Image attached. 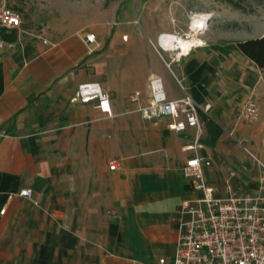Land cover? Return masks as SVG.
<instances>
[{"label": "crops", "instance_id": "1", "mask_svg": "<svg viewBox=\"0 0 264 264\" xmlns=\"http://www.w3.org/2000/svg\"><path fill=\"white\" fill-rule=\"evenodd\" d=\"M83 6L86 18L0 26V207L9 201L0 264H171L180 204L201 196L184 174L189 158L210 159L205 176L218 194L230 179L250 192L264 185V166L228 135L244 137L264 164V69L235 46L212 54L210 24L202 47L173 59L159 35L178 34L175 0ZM152 77L169 99L191 94L211 104L209 115L199 112L201 147H190L195 127L144 116ZM88 82L108 94L110 111L98 99L72 101ZM249 98L255 120L241 117ZM26 187L31 198L18 195Z\"/></svg>", "mask_w": 264, "mask_h": 264}, {"label": "built area", "instance_id": "2", "mask_svg": "<svg viewBox=\"0 0 264 264\" xmlns=\"http://www.w3.org/2000/svg\"><path fill=\"white\" fill-rule=\"evenodd\" d=\"M22 18L19 12L6 5L0 6V26L14 28L20 26ZM163 34L159 35V47L169 50L162 44ZM189 36V35H188ZM186 36V37H188ZM126 38V36H124ZM86 39L97 43L94 33L88 32ZM6 42L0 39V45ZM14 47V43H7ZM203 43L193 47H202ZM190 48V49H191ZM189 49V50H190ZM179 50H174L173 59L180 58ZM150 100L143 109L145 117L169 115L172 117L169 128L184 130L188 126L195 127V140L191 148L201 147V134L204 122L200 118V110L209 115L211 104L201 107L191 94L184 97L169 99L165 94L162 80L157 77L149 79ZM109 96L102 90L98 82H88L79 85L72 101L88 102L98 99L103 110H109ZM139 99V92L131 94V100ZM241 117L255 120L258 117L259 107L254 99L243 105ZM232 141L243 146L252 159L264 166L256 155L245 147V138L234 132H229ZM1 136V133H0ZM209 158L194 155L184 164V174L189 185L198 190L200 197L184 199L179 207L180 234L171 264H264V185L258 191H248L244 184H235L232 179L224 186L223 194L217 193V188L211 185L205 176V167L210 164ZM113 160L110 168L117 167ZM248 169L247 165L242 166ZM233 177L234 172L231 174ZM20 196L31 198L33 190L23 188ZM0 207V214L6 212L7 205ZM160 263L165 264L166 259L161 258Z\"/></svg>", "mask_w": 264, "mask_h": 264}, {"label": "rangeland", "instance_id": "3", "mask_svg": "<svg viewBox=\"0 0 264 264\" xmlns=\"http://www.w3.org/2000/svg\"><path fill=\"white\" fill-rule=\"evenodd\" d=\"M141 1L143 0H0V6L14 8L20 13L23 23L41 28L43 24L57 20L58 17H88L90 10L83 6L86 3L107 6L115 2L126 4ZM173 1L165 0V3L172 4ZM175 2L177 6L175 20L179 23L178 35L188 36L191 16L194 13L204 11L212 14L208 34L217 39L216 47L210 51L212 54L231 51L236 41L261 36L264 31V0H234L240 7L227 0H175ZM168 14L173 15L172 12H168L167 17ZM131 16L135 18L139 15L132 13ZM203 34H200L201 38Z\"/></svg>", "mask_w": 264, "mask_h": 264}, {"label": "bare ground", "instance_id": "4", "mask_svg": "<svg viewBox=\"0 0 264 264\" xmlns=\"http://www.w3.org/2000/svg\"><path fill=\"white\" fill-rule=\"evenodd\" d=\"M211 15V13L204 11L194 13L191 16L190 28L187 34L189 35L188 37L164 32L162 44L172 52L174 50H179L181 54H187L192 45L197 46L204 42V39L201 38L200 34H203L206 30Z\"/></svg>", "mask_w": 264, "mask_h": 264}, {"label": "trees", "instance_id": "5", "mask_svg": "<svg viewBox=\"0 0 264 264\" xmlns=\"http://www.w3.org/2000/svg\"><path fill=\"white\" fill-rule=\"evenodd\" d=\"M227 1L240 7L234 0ZM234 46L264 69V32L261 36L238 40Z\"/></svg>", "mask_w": 264, "mask_h": 264}]
</instances>
